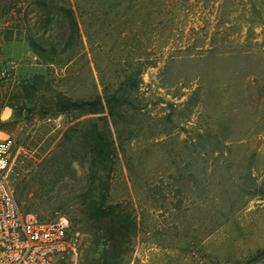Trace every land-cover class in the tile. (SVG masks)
<instances>
[{
	"label": "rangeland",
	"instance_id": "rangeland-1",
	"mask_svg": "<svg viewBox=\"0 0 264 264\" xmlns=\"http://www.w3.org/2000/svg\"><path fill=\"white\" fill-rule=\"evenodd\" d=\"M71 2L88 59L77 58L65 77L64 68H48L26 40L3 38L8 25L38 30L42 17L34 1L0 0V90L6 97L16 81L49 72L57 90L90 97L104 84L114 88L142 62V129L128 144L136 160L133 180L124 162L113 186L114 198L130 197L136 208L129 264H242L264 250V26L251 15V0ZM37 110L4 120L0 138L15 141L20 205L52 220L68 214L64 203H77L86 167L75 162L58 177L54 164H45L75 117L45 118ZM171 172L182 176L165 180L183 189L179 210L169 203L174 198L165 202L147 188ZM78 233L76 254L55 264H82L93 237ZM92 247L89 255L98 256Z\"/></svg>",
	"mask_w": 264,
	"mask_h": 264
},
{
	"label": "trees",
	"instance_id": "trees-1",
	"mask_svg": "<svg viewBox=\"0 0 264 264\" xmlns=\"http://www.w3.org/2000/svg\"><path fill=\"white\" fill-rule=\"evenodd\" d=\"M33 1L42 17L38 30L34 31L29 25L25 29L20 25H8L2 30L3 38L5 41L26 40L42 63L48 68L54 65L64 68L62 75L66 77L77 58L88 59L76 10L71 0ZM251 4V15L260 18L264 26V0H251ZM57 18L62 20L59 27L55 22ZM141 64L138 62L139 67L131 73L126 71L114 88L104 84L102 93L90 97H73L57 90L49 72H35L16 81L6 97L0 90V130L1 126L8 124L1 119V111L6 106L13 110L12 115L18 117L24 115L25 110L31 115L37 109L45 118L59 114L75 117V121L63 131L57 150L49 153L44 161L45 164H54L58 177L66 175L68 169H74L75 162L86 167L85 176L80 178L83 187L77 203L68 201L62 205L68 211L65 215L70 220L72 232H87L93 237L91 245L82 251V264H129L134 251L138 232L136 208L130 197L114 198L113 186L124 174V162L132 180L131 173L136 167L133 154L128 152V144L139 136L136 131L142 129L137 114L140 103L137 95L143 84L145 68ZM217 144L222 146V139L217 138ZM181 177L175 172L162 174L151 182V185L155 183L154 187L147 185V188L165 202L170 196L178 198L169 203L179 210L183 189L171 181L165 185V180L179 182ZM92 246L99 249L96 257L89 255L95 250ZM263 259L264 250H259L242 264H255Z\"/></svg>",
	"mask_w": 264,
	"mask_h": 264
},
{
	"label": "built area",
	"instance_id": "built-area-1",
	"mask_svg": "<svg viewBox=\"0 0 264 264\" xmlns=\"http://www.w3.org/2000/svg\"><path fill=\"white\" fill-rule=\"evenodd\" d=\"M15 141L0 138V264H55L76 254L71 223L66 215L42 220L17 200L13 175Z\"/></svg>",
	"mask_w": 264,
	"mask_h": 264
},
{
	"label": "crops",
	"instance_id": "crops-1",
	"mask_svg": "<svg viewBox=\"0 0 264 264\" xmlns=\"http://www.w3.org/2000/svg\"><path fill=\"white\" fill-rule=\"evenodd\" d=\"M12 114L13 110L10 107L6 106L1 111V118L2 120H7L8 118H11Z\"/></svg>",
	"mask_w": 264,
	"mask_h": 264
}]
</instances>
